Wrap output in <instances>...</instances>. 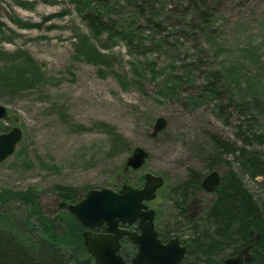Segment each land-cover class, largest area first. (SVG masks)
<instances>
[{
	"label": "rangeland",
	"instance_id": "rangeland-1",
	"mask_svg": "<svg viewBox=\"0 0 264 264\" xmlns=\"http://www.w3.org/2000/svg\"><path fill=\"white\" fill-rule=\"evenodd\" d=\"M78 1L0 0V105L14 120H0V127L17 125L23 132L17 151L0 164V192L36 191L43 212L53 217L59 186L77 189L79 201L91 189H119L152 173L175 189L191 175L203 180L212 171H228L221 164L203 172L219 152L215 137L242 146L240 127L264 135V112L241 109L254 94L264 102V0H208L214 13L208 37L191 31L200 24L185 16L191 0H156L153 10L145 3L141 19L126 0H104L110 6L105 20L123 30L117 36L94 35ZM148 18L161 22L160 29L148 26ZM136 25V38L128 39L125 31ZM231 68L238 78L217 81ZM207 76L216 80V97L202 91ZM160 117L167 127L153 136ZM113 134L126 143L114 145ZM137 147L148 153L146 164L124 173ZM247 149L264 152V144ZM244 182L261 198L264 188ZM215 199V192L193 194L188 216L178 222L169 199L152 206L159 226L186 238V224H178L201 217ZM1 212L19 222L26 213L18 202ZM11 223L0 216V230Z\"/></svg>",
	"mask_w": 264,
	"mask_h": 264
},
{
	"label": "trees",
	"instance_id": "trees-1",
	"mask_svg": "<svg viewBox=\"0 0 264 264\" xmlns=\"http://www.w3.org/2000/svg\"><path fill=\"white\" fill-rule=\"evenodd\" d=\"M126 1L136 9L140 19L145 3L150 5L151 10L155 9L156 0ZM77 3L82 7L80 13H86L84 19L87 18L94 35L99 36L104 32L114 36L121 35L123 30L117 25V22L105 20V17L110 16L109 3L104 0H81ZM150 9L147 11L153 15ZM211 11L208 9V0H191L185 16L193 15L200 23L195 27L192 26L193 33L196 31V33L205 34L208 37V22L214 15ZM147 21L148 26L152 24L160 29L161 22L156 23L149 18ZM137 25L130 26V29L125 31L128 39L136 38ZM139 26L145 30L141 24ZM3 28L4 26L0 22V34L4 33ZM165 43L167 48L168 42L165 41L164 45ZM200 46L203 52H206L204 45ZM150 73L154 77L156 76L155 69L151 68ZM238 77L239 71L231 68L222 78L218 75L217 81L223 79L229 82L230 79ZM205 80L206 85L202 91L206 96L216 97L218 95L216 80L212 81L209 76L205 77ZM173 85L175 88L176 83L174 82ZM174 88L171 93L176 91L177 88ZM161 93L164 97L168 96L167 89H162ZM261 99L255 94L250 98L243 99L241 109H253L255 112L262 113L264 112V102ZM8 120L14 122L11 117ZM239 130L241 131L242 146L219 137L214 138L216 149L219 152L206 162L203 172L211 171L221 164L227 165L229 169L222 175L221 183L215 191L216 199L210 208L198 219H182L178 224H186V229L183 231L186 238L178 233L172 235L173 233L168 230L170 228L166 225L162 224L159 227L158 234L163 241H169L178 236L181 238L182 244L187 247L186 256L181 264H223L226 260L223 257L225 254L228 258L235 257L245 250L250 257L243 264H264V193L262 192L261 198L256 196L257 194L244 182L246 177L256 183L259 188H264V152L247 149L256 143L264 144V135L250 133L247 128L240 127ZM6 131L0 127V133ZM113 139L114 145L126 143L119 134H113ZM231 156L234 161L228 163L226 158ZM122 171L126 172L125 169ZM258 178H261V181H257ZM142 180L141 178L135 183H127L134 187H140ZM201 184L200 177L191 175L175 189L168 190L165 185L159 191L160 198H167L172 203L176 222L180 216H188L190 196L203 191ZM55 190L61 199L59 212L53 217L47 216L43 212L36 191L0 192V208L7 207L9 203L18 202L25 207L26 211L21 222L17 219L14 220L11 217L13 216L11 212H1V219L5 220L10 217L12 223L9 225V230H0V264H94V260L84 244L82 235L84 227L77 217L67 210L68 205L78 202L80 192L75 188L63 186H59ZM124 248L126 253L123 252V256L126 260H131L135 253L134 246L126 240Z\"/></svg>",
	"mask_w": 264,
	"mask_h": 264
},
{
	"label": "water",
	"instance_id": "water-1",
	"mask_svg": "<svg viewBox=\"0 0 264 264\" xmlns=\"http://www.w3.org/2000/svg\"><path fill=\"white\" fill-rule=\"evenodd\" d=\"M8 117V109L0 105V120ZM167 127L163 117L157 119L153 136H157ZM22 130L15 126L7 133H0V164L11 157L22 139ZM148 153L142 148H135L126 161V167L139 170L145 165ZM221 183L217 171L206 176L202 188L214 192ZM164 185L162 176L146 173L142 188L124 185L119 191L111 188L90 190L86 197L77 204L68 206L87 228L83 233L85 245L94 257L95 264H127L120 254L122 238H128L138 246L132 264H181L187 248L182 246L180 238H174L163 244L155 230V211L148 203L156 198L157 191ZM138 225L140 232L121 228V225ZM106 226V233L93 235L90 229ZM243 255L228 258L224 264H242Z\"/></svg>",
	"mask_w": 264,
	"mask_h": 264
},
{
	"label": "flooded vegetation",
	"instance_id": "flooded-vegetation-1",
	"mask_svg": "<svg viewBox=\"0 0 264 264\" xmlns=\"http://www.w3.org/2000/svg\"><path fill=\"white\" fill-rule=\"evenodd\" d=\"M150 208H152V209H155L153 206H152V204L150 203ZM155 211H156V216H155V227H156V230H157V232L159 233V226H158V211L155 209ZM122 227H125V228H128V229H131L132 231H137V232H139V229H138V227L135 225V226H131V227H129V226H122ZM87 229L85 228L84 229V231H86ZM91 232H92V234L93 235H99V234H103V233H106V226H103V227H101V228H94V229H91ZM158 237H159V234H158ZM160 238V237H159ZM160 240L162 241V243H164V244H166V243H168V241H163L162 240V238H160ZM121 244H122V247H121V251H120V253H123L124 251H126V249L124 248V244H125V239H122L121 240ZM134 246V248H135V253L132 255V257H131V259L133 258V256H135V254H136V251H137V249H138V247L136 246V245H133ZM124 253H126V252H124ZM123 255V254H122ZM92 257V256H91ZM93 258V257H92ZM125 258V257H124ZM126 259V258H125ZM94 260V259H93ZM128 261V263L130 264V262H131V260H127Z\"/></svg>",
	"mask_w": 264,
	"mask_h": 264
}]
</instances>
